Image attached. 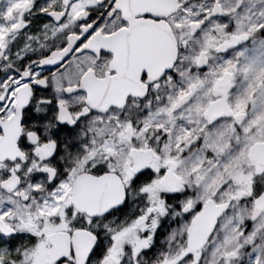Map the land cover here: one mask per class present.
I'll list each match as a JSON object with an SVG mask.
<instances>
[{"label":"snow or ice","instance_id":"snow-or-ice-1","mask_svg":"<svg viewBox=\"0 0 264 264\" xmlns=\"http://www.w3.org/2000/svg\"><path fill=\"white\" fill-rule=\"evenodd\" d=\"M0 264H264V0H0Z\"/></svg>","mask_w":264,"mask_h":264}]
</instances>
